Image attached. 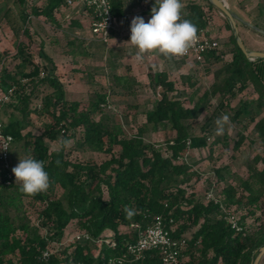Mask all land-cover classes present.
<instances>
[{
  "label": "trees",
  "instance_id": "trees-1",
  "mask_svg": "<svg viewBox=\"0 0 264 264\" xmlns=\"http://www.w3.org/2000/svg\"><path fill=\"white\" fill-rule=\"evenodd\" d=\"M14 1L22 8L23 33L29 37L26 28L29 0ZM110 1L113 14L123 17L125 0ZM137 1H147L151 7L155 4V0ZM67 4L68 0H47L42 8L31 7V13L57 24L55 13ZM208 8L215 7L209 4ZM181 18L190 20L198 31L207 27L209 14L202 5L189 1L181 9ZM227 22L231 29V23ZM230 41L231 60L215 71L214 82L200 95L198 90L190 94L178 91L175 81L165 72L156 75L153 80L163 92L153 108L145 112L146 123L133 136L128 135L120 122H112L105 112L109 106L105 94H97L85 109L80 102L69 101L55 67L46 72V68L34 65L28 52L30 43L18 41L16 47L21 56L18 74L13 75L8 69L2 71L3 92L15 87L9 101L0 102L2 132L13 137L8 162L13 168L19 158L28 155L41 160L50 183L43 192L23 193L19 183L14 182V174L9 177V170L0 158V264H114L126 253L127 244L136 239L130 224L147 226L156 216H162L166 226H170V219L174 221L176 229L172 235L176 239L196 228L191 238H186L187 246L183 250L186 264H252L257 250L264 246V229L251 233L245 224L264 195V167L259 168L264 157L253 158L248 165V177L238 179L239 187L229 183L213 194L209 185L202 194L191 190L189 185L195 172L188 153L207 149L212 155L214 146L227 143L222 139L227 131L224 137L209 142V125L202 127L201 133L190 128V120L206 111L214 98L219 101L217 111L227 114L230 124L241 125L236 149L242 145L244 132L251 125L254 126L250 137L264 143V59H248L234 34ZM39 55L53 64L41 47ZM225 55L226 51L211 52L205 62L221 61ZM113 78L121 88L131 91L133 85L127 80L121 82L125 80L123 77ZM182 78L194 88L190 77ZM250 85L257 97L240 99L238 107H232L231 99H236ZM185 100L191 106H186ZM9 110L11 113L4 123L2 116ZM33 114L48 120L40 134L29 129L34 124ZM149 125L172 131L165 151L145 142ZM73 139H77L80 147L107 155L109 159L100 164L69 160L65 150ZM46 140L58 142L60 149L51 150ZM215 174L220 184L231 175V170L225 166ZM176 180L179 184L174 183ZM210 194L213 197L209 198ZM26 202L43 205L36 225L26 217ZM233 206L248 211L239 221L241 231L233 228L224 213V208L231 210ZM126 208L133 214L128 215ZM72 223L81 235L68 247L44 259L43 252L53 241H61ZM42 229H46V234L41 233ZM106 232H110L108 239ZM98 239L104 241L97 243ZM123 264H163V261L158 251H152Z\"/></svg>",
  "mask_w": 264,
  "mask_h": 264
},
{
  "label": "rangeland",
  "instance_id": "rangeland-1",
  "mask_svg": "<svg viewBox=\"0 0 264 264\" xmlns=\"http://www.w3.org/2000/svg\"><path fill=\"white\" fill-rule=\"evenodd\" d=\"M47 0H29V8L27 13L30 14L26 23L29 30V37L23 33V24L20 19L22 8L14 0H0V70L1 74L4 69H8L11 74L17 75V65L21 60V56L17 52V43L22 41L24 44L30 43L28 49L32 56L31 60L34 65L46 68V72L53 66L59 75L66 92V98L69 101H78L82 108H88L95 100L97 94H105L108 105L106 113L112 122H120L128 135H136L138 129L146 123L145 112L153 108L156 100L159 99L163 92L162 87H157L154 80L159 73H167L169 78L176 83L178 91H186L192 93L198 90V94L204 93L214 82L215 71L218 70L225 62L231 60L232 55L228 53L232 49L230 41L234 34L233 28L228 27V18L219 14L217 17L221 20H214V14H209L207 26L212 27L220 41L221 51H226V55L221 61H209L196 63L191 59H184L181 56H165L159 52L153 51L146 53L142 62L135 60L136 49L130 43V24L131 22L122 21L117 30H115L107 43L98 42L92 37L89 31L90 16L81 6H62L55 16L57 24L51 22L44 16L35 17L31 13V7H44ZM236 2L235 0H231ZM143 9V8H142ZM221 13V12H220ZM256 24L264 31V0L256 9ZM140 17H143L140 15ZM247 17V16H246ZM144 18V17H143ZM252 19V18H251ZM230 22V21H229ZM231 23V22H230ZM240 37L243 38L246 29L250 35H259L247 26L243 27L241 23L238 25ZM207 28V27H206ZM245 28V32L244 29ZM210 34V33H209ZM235 35V34H234ZM255 37V36H254ZM264 40V37H261ZM252 41L246 39V44L250 46ZM40 47L43 52L51 58L52 63L46 62L39 55ZM32 66L29 67V70ZM44 71V70H43ZM44 71V74L46 73ZM114 75L121 76L132 84L131 91L124 90L114 81ZM182 76L190 77L195 84L194 88L189 87L186 80ZM46 92L42 89V95ZM176 94V92H175ZM257 94L254 87L250 85L236 99H231L230 105L238 107L240 99L256 98ZM198 95L195 98L197 101ZM34 103L37 104V101ZM218 99L214 98L207 110L204 111L197 119L190 120V128L195 133H201L202 127L209 125L210 139L212 142L216 137L223 135L215 134L214 121L217 117L224 114L218 112ZM186 106H191L188 100H185ZM9 110L6 115L2 116L4 123L8 120ZM233 114V113H232ZM33 126L29 129L35 134H40L44 130L45 124L48 122L46 118H39L32 115ZM251 125L244 132V141L242 145L236 149L235 143L239 138L238 133L241 131V125L230 124L227 136H223L226 144L220 143L213 147L211 155L207 149L201 151H191L188 153L192 169L195 172L193 179L189 183L191 190L201 191L210 185L213 194L219 191L227 184L238 186L239 178L248 177V165L256 155L264 157V143L257 137L251 138L253 132ZM148 132L144 135L145 142L149 145H155L166 150V140L173 133L169 128H155L149 125ZM227 127V126H226ZM51 150L60 149L58 142H49L46 140ZM66 157L73 162H91L100 164L109 156L102 153L91 151L87 148L79 146L77 139L71 140L65 150ZM228 166L231 175L226 177L224 183L217 182L215 171ZM264 164L260 163L259 168H263ZM13 175V173L11 172ZM14 182L15 178H14ZM179 184V180L174 182ZM190 190V191H191ZM241 193V189H240ZM247 196V195H246ZM243 196L244 198L246 197ZM43 205L40 203L25 204L26 217L33 225L39 223L40 211ZM247 208L239 209L237 206L231 207V211L235 212L238 221L243 215H248ZM246 227L249 232L254 233L257 230L264 229V195L259 202L256 211L248 215ZM125 229V228H123ZM196 230L193 228L186 232L184 236L191 238L192 233ZM41 233L46 234V229H42ZM81 234L77 231L75 224H70L64 238L61 241H53L49 249L52 253L60 252L63 248L68 247ZM106 238L110 236V232H106ZM187 261V260H186ZM260 264H264V256Z\"/></svg>",
  "mask_w": 264,
  "mask_h": 264
},
{
  "label": "built area",
  "instance_id": "built-area-1",
  "mask_svg": "<svg viewBox=\"0 0 264 264\" xmlns=\"http://www.w3.org/2000/svg\"><path fill=\"white\" fill-rule=\"evenodd\" d=\"M68 5L81 6L90 16L89 31L92 37L98 42L107 43L112 33L119 27V18L112 12V4L110 0H68ZM220 49V41L217 37L209 34L207 28L197 31V38L190 46L187 53L181 55L184 59H191L196 63L205 62V57L211 52L218 53ZM15 87L12 86L8 91L2 90V74L0 70V102L9 101ZM2 123H0V158L3 161L4 168L9 170V177H12V167L9 165L8 159L13 143V137L8 134H3ZM213 197L211 194L209 198ZM224 213L227 219L232 224L233 228L238 231L242 230L238 218L231 210L224 208ZM169 225L166 226L165 219L162 216H156L153 223L147 226H142L137 222H132L130 228L136 235L134 242L127 244L126 253L114 261V264H123L126 260H137L144 257L147 252L158 251L162 258L163 264H186L187 258L183 255V250L187 246V237L182 236L176 239L172 233L176 229L174 221L169 220ZM84 238H89L87 234H82ZM104 240H96L101 243ZM107 242V241H105ZM52 252L50 249L43 252V258H50ZM131 257V259H129ZM187 260V261H186Z\"/></svg>",
  "mask_w": 264,
  "mask_h": 264
},
{
  "label": "clouds",
  "instance_id": "clouds-1",
  "mask_svg": "<svg viewBox=\"0 0 264 264\" xmlns=\"http://www.w3.org/2000/svg\"><path fill=\"white\" fill-rule=\"evenodd\" d=\"M182 0H155L151 8L150 18L136 16L130 24V43L136 49L135 60L142 62L145 54L153 51L165 56H181L187 53L197 38V28L188 19L181 18ZM230 118L222 114L214 121L215 134L223 135L226 126H230ZM66 143V141H62ZM20 191L34 195L48 189L50 178L44 168V162L30 155L19 158L18 164L12 168ZM132 215L131 209H125Z\"/></svg>",
  "mask_w": 264,
  "mask_h": 264
},
{
  "label": "crops",
  "instance_id": "crops-1",
  "mask_svg": "<svg viewBox=\"0 0 264 264\" xmlns=\"http://www.w3.org/2000/svg\"><path fill=\"white\" fill-rule=\"evenodd\" d=\"M189 1H193L202 5L204 10L208 14H214L213 17L215 21L217 19L221 20L217 17V15L219 14L221 15L222 13H220V11L217 8L209 9L208 6L210 3L208 2V0H182V3L183 5H185ZM223 1L226 3L228 9L240 19V21H237V26L239 25V23H241L243 27L247 26V28H251L252 30H254V32L259 33V35H254L255 36L254 37L253 35H250L249 32H247V29L245 32V28H243L245 35L243 36L242 40L244 42L246 49L250 51H264V40H261V37H264V34L260 33L255 28L249 26L250 24L258 29H262L258 24H256V19H258L256 16V9L262 4V0H235L236 1L235 3L232 2L231 0H223ZM151 8H152L151 5L147 1L138 2L137 0H125L124 16L119 18V24L122 21L131 22L134 17L140 15L143 16L145 22H147V20L150 18ZM207 29L209 33L214 37L218 36L213 31L212 27L207 26ZM240 30L241 28L239 26L238 31ZM246 39L252 41L250 46L246 44Z\"/></svg>",
  "mask_w": 264,
  "mask_h": 264
},
{
  "label": "water",
  "instance_id": "water-1",
  "mask_svg": "<svg viewBox=\"0 0 264 264\" xmlns=\"http://www.w3.org/2000/svg\"><path fill=\"white\" fill-rule=\"evenodd\" d=\"M208 2L211 5H213L215 8H217L223 15H225L229 19L233 28V32L235 34L237 44L239 48L242 50V52L245 54V56L251 61H254L256 59H264V51H250L246 49L244 42L240 37L238 31L237 21H240V19L228 9L226 3L223 0H208ZM249 26L255 28L257 31L264 34V31H262L261 29H258L250 24ZM263 256H264V246L260 247L257 250V255L254 258L252 264H260V261Z\"/></svg>",
  "mask_w": 264,
  "mask_h": 264
}]
</instances>
